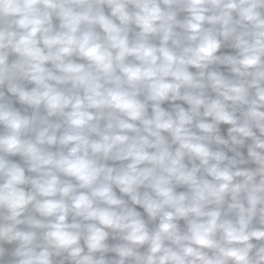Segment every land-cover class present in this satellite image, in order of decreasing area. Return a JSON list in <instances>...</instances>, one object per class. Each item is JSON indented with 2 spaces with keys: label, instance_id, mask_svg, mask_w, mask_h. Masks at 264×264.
<instances>
[{
  "label": "clouds",
  "instance_id": "9594fccd",
  "mask_svg": "<svg viewBox=\"0 0 264 264\" xmlns=\"http://www.w3.org/2000/svg\"><path fill=\"white\" fill-rule=\"evenodd\" d=\"M0 264H264V0H0Z\"/></svg>",
  "mask_w": 264,
  "mask_h": 264
}]
</instances>
